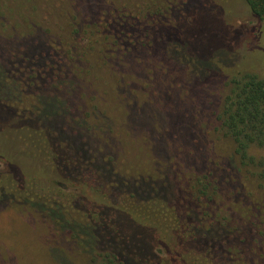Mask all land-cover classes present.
<instances>
[{
  "label": "trees",
  "instance_id": "obj_1",
  "mask_svg": "<svg viewBox=\"0 0 264 264\" xmlns=\"http://www.w3.org/2000/svg\"><path fill=\"white\" fill-rule=\"evenodd\" d=\"M61 1L42 28L38 7L30 14L24 1L0 0V201L42 208L92 264H264V78L231 81L218 115L233 146L226 159L203 152L198 138L180 140L194 128L171 96L164 100L173 112L164 108L163 118H179L182 128L154 131L161 116L143 89L160 69L155 60L197 71L224 61L202 43L213 36L228 51L218 8L149 0L137 15L119 8L95 16L98 0ZM244 1L264 22V0ZM123 107L119 132L124 120L111 111ZM132 129L163 138L155 156L172 159L153 160L138 141L122 151ZM127 225L144 233L131 235ZM132 236L142 241L132 245Z\"/></svg>",
  "mask_w": 264,
  "mask_h": 264
},
{
  "label": "rangeland",
  "instance_id": "obj_2",
  "mask_svg": "<svg viewBox=\"0 0 264 264\" xmlns=\"http://www.w3.org/2000/svg\"><path fill=\"white\" fill-rule=\"evenodd\" d=\"M13 1L20 2V0ZM21 1H24V10L27 13L32 14L34 8L37 7L40 9L41 18H37L36 21H40L42 28L48 27V22L44 20V17L53 18L52 15L58 14L62 5L61 0H51V2L48 0ZM148 1L98 0L97 3L91 4V10L95 16L102 15L104 11L111 12L119 8L125 9L130 15H137L145 8ZM183 1L191 9L201 5L206 7L213 5L214 8H218L221 13L220 20L226 28L225 36L230 38L224 44L228 51L221 50L220 41L217 38L208 36V40L202 41L204 50L206 52L218 51L224 60L214 59L213 67L210 70L197 71L191 63L186 66L160 60L150 63L156 65L161 63L160 69H156L149 78H146L149 79V85L143 88L156 105V114L159 112V116H161L154 121L151 128L159 132L162 131V128L169 127L173 131V136L175 132L181 130L182 125H178L179 118L176 122H172V125L169 123L171 119L164 120L162 115L167 113V106L169 105V102H165L164 98L171 96L170 104L183 110L181 115L191 120V128H194L190 133L181 136L180 140L187 138L184 140L186 145L192 143L196 145V138H198L200 149L203 152L226 159L231 155L233 146L232 141L220 130L218 115L226 96L230 92L232 79L245 73L257 74L264 78V22L251 12L244 0ZM171 23L174 24V21L172 20ZM58 30L61 31V29ZM132 33H136L134 29H132ZM197 35H201L199 29ZM202 43L199 42V44ZM147 56L151 57L150 55ZM147 56L143 52L139 58L147 60ZM124 60L131 61L132 57L125 56ZM200 64L205 65L206 62ZM161 76L163 79L160 81ZM160 98L162 99L161 102ZM15 105L21 107L20 109L23 107L22 103L19 102ZM164 108H166V113L163 112ZM168 110L173 112L171 108ZM111 112L118 118V124L124 120L122 125L117 126V131L127 128L125 122L127 118L126 107ZM129 132V136H126L129 144H122V151L126 153V147L132 144V141H138L144 146H149V152H153L154 155L152 159L156 160L158 156H155L153 148L159 145L158 140L163 143V138L155 140L152 134L146 133L144 130L132 129ZM158 135L161 136L162 134ZM166 152V150L163 151V153ZM167 153L166 156H169L167 159L164 156L158 157L157 160L163 163L172 159ZM196 158H199V155L196 154ZM4 169L3 163L0 162V170ZM256 183L257 180L253 179V183L249 186L256 187ZM121 202L126 203L123 200ZM136 211L147 216V211L143 209L136 207ZM217 213L220 215L222 211L217 210ZM165 220L169 221V217ZM165 220L161 219L158 222L160 225L164 222V227L161 228L164 236L166 233L170 235V231L167 229L169 223ZM126 229L131 235H136V232L144 233L142 230L128 225ZM71 236L70 232L63 229L60 221L53 219L42 208L30 206L25 200L8 199L6 202L0 201V264H92L90 254L77 246ZM140 237L132 236L131 244L134 245V243L142 241V237Z\"/></svg>",
  "mask_w": 264,
  "mask_h": 264
}]
</instances>
